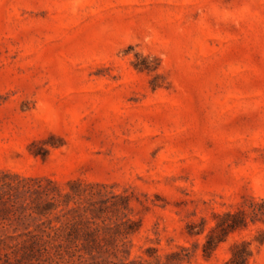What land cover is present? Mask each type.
<instances>
[{"label": "rangeland", "instance_id": "obj_1", "mask_svg": "<svg viewBox=\"0 0 264 264\" xmlns=\"http://www.w3.org/2000/svg\"><path fill=\"white\" fill-rule=\"evenodd\" d=\"M242 243L264 264V0H0V264Z\"/></svg>", "mask_w": 264, "mask_h": 264}, {"label": "trees", "instance_id": "obj_2", "mask_svg": "<svg viewBox=\"0 0 264 264\" xmlns=\"http://www.w3.org/2000/svg\"><path fill=\"white\" fill-rule=\"evenodd\" d=\"M51 184H53L52 182H49ZM48 205V204H47ZM45 205V206H47ZM37 209H39L40 207H36ZM21 210L22 212L25 211V208L21 206ZM47 212L45 211L43 213V215H45ZM240 216L242 217V215H227V217L229 219H231V221H237L238 218H240ZM240 226H238L236 224V222H231V224H228L227 226V231L228 232H232L235 231L236 229H238ZM250 257L249 251H248V244L246 243H242V244H236L233 246L232 248V257L230 258V260L228 261L227 264H247V261Z\"/></svg>", "mask_w": 264, "mask_h": 264}]
</instances>
